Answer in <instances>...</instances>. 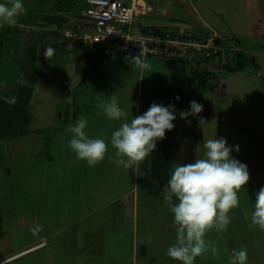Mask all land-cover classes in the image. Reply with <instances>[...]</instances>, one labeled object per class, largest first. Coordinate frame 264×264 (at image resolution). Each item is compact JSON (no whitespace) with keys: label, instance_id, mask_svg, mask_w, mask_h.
I'll return each instance as SVG.
<instances>
[{"label":"crops","instance_id":"crops-1","mask_svg":"<svg viewBox=\"0 0 264 264\" xmlns=\"http://www.w3.org/2000/svg\"><path fill=\"white\" fill-rule=\"evenodd\" d=\"M145 1L152 7L146 14L150 20L141 24L140 27L146 31L154 27L184 30L189 25L212 26L202 11L196 9L195 13L193 9V14H190L186 10L187 0ZM6 2L7 0H0V3ZM197 2L201 5V0ZM245 3L248 9L246 19L247 28H249L246 37L253 38L252 41L256 39L254 47L262 48L259 44H262L260 40L264 39V0H245ZM251 8L255 10L253 15L259 19L258 31L249 19ZM70 43L72 48L76 47L81 55L84 54L85 50L71 41ZM90 47L95 52L99 51L98 56L106 58L117 53L114 49L108 50L103 45ZM242 48L251 56L253 55V59H257L255 56V53H258L257 49H252L249 44H242ZM262 49L264 50V47ZM120 54L128 55L129 53ZM146 57L152 63L151 72H142L130 66L127 67L129 69H125L128 62L125 57L123 60L125 70L122 73H129L128 71L131 70V74L135 77L132 95L134 102L128 110L129 118L143 114L153 103L163 106L171 104L176 109L174 129L167 131L162 141H157L155 150L141 165L142 175H140L132 169H125L112 159L114 149L110 145V136L111 132L119 127L121 121H112L103 115H97L101 110L97 108V98L94 100L92 98V91L95 89L87 87V93L82 95L83 101L80 103L74 99V104L69 102L63 105L61 108L65 110L66 115L63 121L64 131H59L61 139L56 137L58 135L56 133L55 137L53 135L50 137L49 144L46 142L44 144V137L34 133L32 156L37 169L34 174L40 173L37 179L42 176L43 168V171L49 172L52 168L50 169L48 165L59 160V157L62 160L61 149L65 147L63 160L68 164V171L64 166V174L62 171L59 174L64 175V183L58 184L57 187L52 179L49 184L50 190L46 186L43 188L41 182L35 179L31 206L25 200L22 202L31 210L32 228L40 226L42 231L37 235L32 233L27 240L19 243V247L15 246L14 249L3 251L0 260L4 263L30 256L36 264H180L166 255L167 248L175 243L176 234L172 226V214L165 206L161 193L170 179L172 167L177 164L192 163L196 158H202L205 152L204 140L215 137L218 139L219 131L216 123L218 124L222 113L220 101L217 102L213 94L220 92L221 87L217 85L211 88L195 77V72H206V63L200 62V68H193L188 61L182 59L151 55ZM71 58L70 56L66 62L72 60ZM256 63L259 65L258 60ZM74 89L75 87L67 89V95L71 96L70 91ZM96 96L99 97V95ZM177 96L179 99H176ZM99 99L107 101L103 97ZM193 100L203 105V111L198 116H189L187 120L181 119L180 113L189 110L190 102ZM118 101L120 107L127 112V102L120 98ZM70 104L73 111L70 110L72 109ZM78 111L80 114L76 113ZM81 115L88 118L86 133L90 138H105L109 142L108 154L104 161L95 167H89L84 161L77 162L75 154L68 147V140L71 137L65 131L68 126L65 123L74 125ZM201 118L206 121L202 126L198 123ZM27 133L15 136L19 137ZM44 145L45 148L48 146L49 155L41 151V149L46 150L43 148ZM38 161L41 162L40 165ZM71 161L78 167L77 170L69 169ZM45 165L47 168L44 167ZM51 175L55 176L54 173ZM25 195L24 191L19 194V198H24ZM14 211L15 209L13 213H10L11 215L6 213L4 217H11L14 222L18 219L22 221L23 218L19 216L21 207ZM231 217L232 220L226 232H209L206 239L215 242L218 253L220 244L225 243V246L221 248L222 252L225 251L222 259L229 258L234 251L246 248L247 264H261L259 260L257 263L258 255L251 253L250 246L244 243L237 248L234 241L229 240L233 236V212ZM240 221L245 227L242 215ZM46 259L50 260L49 263L45 262ZM195 264L227 263H219V258H214L209 252L197 257Z\"/></svg>","mask_w":264,"mask_h":264},{"label":"rangeland","instance_id":"rangeland-1","mask_svg":"<svg viewBox=\"0 0 264 264\" xmlns=\"http://www.w3.org/2000/svg\"><path fill=\"white\" fill-rule=\"evenodd\" d=\"M75 1L76 7L85 4V0ZM147 1L150 2V0ZM187 1L188 3H185L186 10L190 14H193V9L195 13L197 9V11L206 14L209 23L222 34L227 43L236 41L237 43L233 45L238 49L242 48V44H249L252 49L255 48L258 52L255 53L257 58L254 59L255 62L247 68L225 69L220 77L222 85L218 84L221 91L214 92L213 95L217 102L220 101L222 113L218 124L216 123L219 131L218 139L224 138L227 141V145L233 148L232 158L246 164L250 174L248 184L239 193V207L232 211L234 228L233 236L229 240H233L237 248L244 243L250 246L251 253L258 255L257 263L259 260L262 264L264 260V232L252 224L251 214L254 211L256 193L261 187H264V50L262 49L264 39L260 40L263 45L259 44L262 48H256L254 47L256 39L252 41L253 38L246 37L249 28H247L246 11L248 9L245 0H201V5L197 0ZM57 2L58 0H23L27 13L19 18L15 27L5 26V42L3 51L0 52V85H2V89L5 82L6 85L15 84L24 70L39 69L40 72L37 75L36 88L29 105L32 118L25 131L28 133L19 137L0 138V255L3 251L14 249L15 246L19 247L20 242L32 236L29 206H31L33 183L40 174L38 172H35L37 175L34 174V171L37 170L32 156L34 133L44 137V144L45 142L49 144L50 137L52 135L55 137L56 133H58L56 137L61 139L59 131H64L63 121L66 115L65 110H62L61 107L69 102L72 104L74 99L77 103L83 101L82 95L87 93V87L95 89L92 91L93 100L97 98L96 95L109 100L110 96L115 93L118 99L127 102L128 113L129 107H132L134 102L132 95L135 77L131 74V70L128 71L129 73H122L123 70L129 69L127 67L132 66L129 63L126 64V67L123 66L124 57L127 55L120 54L122 51L119 43L117 41L103 43V46L108 50L114 49L117 52L114 56L110 55L107 58L98 56L99 51L91 50L78 58L77 55L80 51L76 47L72 48L70 41L62 33L63 29L76 24L77 19L73 15L78 11L76 9L60 10L56 5ZM251 6L253 7L252 4ZM251 10L249 19L258 31L259 19L253 15L255 10L252 8ZM148 17L145 14L136 17L132 25L133 30H139L141 24L150 20ZM191 23L196 22L191 21ZM50 30L57 32L55 38L58 41L66 40V46L47 63L43 52L52 40ZM228 55L232 56L233 51L229 50ZM70 56L72 60L66 62ZM257 60L259 65L256 63ZM42 67L46 68L42 70ZM116 69L117 71H115ZM74 87L75 91H70L71 96L67 95V89ZM97 90L100 91L97 92ZM71 104L72 109L70 110L73 111ZM76 113L80 114L79 111ZM65 124L69 125L70 123ZM237 146L238 151L236 150ZM45 149L46 152L41 149L43 154L48 153V146ZM61 153L62 160L59 157V160L48 165L50 169L52 168L49 172L43 171V168L42 176L36 179L41 182L43 188L46 186L51 190L49 184L52 179L57 187L58 184L64 183V175L59 174L61 171L64 174V166L68 171V164L63 160L65 147L61 149ZM70 164V170L78 169L72 161ZM44 167L47 168V165ZM52 173L55 176H52ZM24 191L26 195L24 198L21 197L23 199L21 200L19 194ZM24 200L29 203V206L23 205L22 201ZM18 207H21L19 216L23 218L22 221L18 219L17 222H14L11 217H4L6 213H13V209L16 212ZM241 215L244 218L245 227L240 221ZM25 217H27L26 220H24ZM20 232L22 233L20 234ZM224 246L225 243L220 244L219 263L230 264V255L229 258L222 259L225 251L222 252L221 248ZM49 261V259L45 260L48 263ZM0 264H36V262L28 256L25 259L9 263L0 260Z\"/></svg>","mask_w":264,"mask_h":264},{"label":"clouds","instance_id":"clouds-1","mask_svg":"<svg viewBox=\"0 0 264 264\" xmlns=\"http://www.w3.org/2000/svg\"><path fill=\"white\" fill-rule=\"evenodd\" d=\"M27 13L23 0H7L0 3V28L15 27L19 18ZM138 55L129 53L125 60L140 71H152V63L147 59L144 48ZM43 55L49 60L55 55V49L45 48ZM18 84L27 87L28 82L21 78ZM5 87L6 82H5ZM8 105L17 103V96H4ZM176 99H179L177 96ZM97 108L112 121H121L119 127L111 132L110 145L114 149V162L125 169L142 175L140 168L155 150L157 141H162L167 131L174 129L176 119L174 105L163 106L156 103L150 105L141 115L129 118L115 95L107 101L97 97ZM203 105L195 100L190 102V109L180 113L181 119L198 116ZM190 123V121H188ZM206 121L201 118L202 126ZM88 118L81 115L76 123L69 124L65 129L70 135L69 149L75 154L77 162L84 161L89 167H95L104 161L108 154L109 142L105 138H90L86 133ZM204 156L196 158L192 163L177 164L170 170V179L161 193L165 206L173 217L175 243L167 248L166 255L180 264H195L197 257L211 252L219 258L215 242L206 239L209 232H226L231 223V212L239 207V193L245 189L250 180L247 165L232 158L233 148L227 145L224 138L204 140ZM238 151V146L236 147ZM251 222L264 232V187L257 193ZM37 235L42 228L30 229ZM246 248L234 251L230 264H247Z\"/></svg>","mask_w":264,"mask_h":264},{"label":"built area","instance_id":"built-area-1","mask_svg":"<svg viewBox=\"0 0 264 264\" xmlns=\"http://www.w3.org/2000/svg\"><path fill=\"white\" fill-rule=\"evenodd\" d=\"M152 9L145 0H85L78 10L76 24L63 29L64 37L77 47L87 50L93 45L117 41L124 53L138 55L144 48L146 56L182 59L193 68L206 63V71L215 75L220 84L225 65L232 60L228 51L238 49L227 43L214 27L189 25L186 29L150 28L134 31L136 17Z\"/></svg>","mask_w":264,"mask_h":264},{"label":"trees","instance_id":"trees-1","mask_svg":"<svg viewBox=\"0 0 264 264\" xmlns=\"http://www.w3.org/2000/svg\"><path fill=\"white\" fill-rule=\"evenodd\" d=\"M56 5L60 10L76 9L77 11L83 6L82 4L80 5V7H76L77 5L75 0H70V1L58 0ZM54 31L55 30L49 31L52 40L48 43V47L50 46L54 48L56 54L58 51H61V49H65L66 40L61 42L58 41L55 38L57 32ZM5 35H6V31L4 26L3 28H0V52L3 51ZM34 50L35 48L33 47V51ZM90 50L91 47H89L83 53L90 52ZM80 55L81 53H78L77 56ZM49 60H47V63H49ZM254 62H255L254 59L249 53H247L243 48H239L233 51L232 60H230L225 65V67L228 70L245 69ZM44 68L42 67L41 69L43 70ZM39 72H40L39 69L35 71L32 69L23 71L22 76L23 79H25L28 82L27 87L22 86L17 82L15 84H8L6 87L4 86L3 89H2V85H0V138L19 135L24 133L28 129V122H30L32 118V114L29 110V105H30L31 97L35 90L36 82L38 80L37 75ZM195 73H196L195 77H198L197 79L199 81H202L204 84L207 83L211 88L217 87L218 84L215 81L216 77L211 72L206 71L203 73L202 72H195ZM12 95L17 96V103L15 105L6 104L2 99V97L12 96ZM17 124L18 127L16 128Z\"/></svg>","mask_w":264,"mask_h":264}]
</instances>
